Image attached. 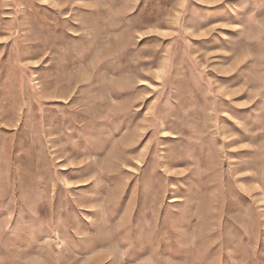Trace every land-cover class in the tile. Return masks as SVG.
Instances as JSON below:
<instances>
[{
    "label": "rangeland",
    "instance_id": "obj_1",
    "mask_svg": "<svg viewBox=\"0 0 264 264\" xmlns=\"http://www.w3.org/2000/svg\"><path fill=\"white\" fill-rule=\"evenodd\" d=\"M0 264H264V0H0Z\"/></svg>",
    "mask_w": 264,
    "mask_h": 264
},
{
    "label": "bare ground",
    "instance_id": "obj_2",
    "mask_svg": "<svg viewBox=\"0 0 264 264\" xmlns=\"http://www.w3.org/2000/svg\"><path fill=\"white\" fill-rule=\"evenodd\" d=\"M167 134V132H165ZM142 156V155H141ZM177 158V157H176Z\"/></svg>",
    "mask_w": 264,
    "mask_h": 264
}]
</instances>
